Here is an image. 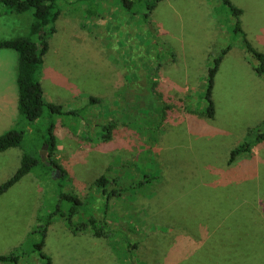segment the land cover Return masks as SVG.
<instances>
[{
	"label": "rangeland",
	"instance_id": "obj_1",
	"mask_svg": "<svg viewBox=\"0 0 264 264\" xmlns=\"http://www.w3.org/2000/svg\"><path fill=\"white\" fill-rule=\"evenodd\" d=\"M229 1L264 53V0ZM56 5L39 74L48 72L47 85L70 79L69 89L61 81L52 91L75 114L45 122L55 136L50 157L67 173L51 171L53 181L38 165L0 195V254L22 251L0 264H264V74L254 71L235 17L220 0H160L146 16L143 0L129 12L119 0ZM30 21L18 13L11 35L27 34ZM218 55L208 117L203 89ZM89 96L101 102L88 105ZM21 120L20 148L38 153L37 134ZM239 146L247 150L228 163ZM2 171L0 184L15 172ZM100 175L108 197L94 183ZM58 185L82 202L74 221L93 216L109 234L73 233L52 216L41 246L47 263L33 245L40 232L27 234L53 211Z\"/></svg>",
	"mask_w": 264,
	"mask_h": 264
},
{
	"label": "trees",
	"instance_id": "obj_2",
	"mask_svg": "<svg viewBox=\"0 0 264 264\" xmlns=\"http://www.w3.org/2000/svg\"><path fill=\"white\" fill-rule=\"evenodd\" d=\"M83 1V0H82ZM85 1V0H84ZM122 4V8L129 12L135 0H119ZM160 0H143L145 5V16ZM226 9L235 17L234 30L240 33V36L245 44V49L256 60L254 71L258 74H264V53L257 50L246 39L245 33L242 31L238 15L240 9L231 4L229 0H220ZM0 7L17 13L28 12L31 16V21L28 25V33L25 35H18L11 38L0 39V48H11L16 51L18 56L17 69H16V83L18 88L17 105L19 113L24 118L26 124L30 127L33 133L37 134L40 141V146L44 143L47 144V155L45 163L41 160L39 154H27L23 152L20 160L19 167L15 172L4 182L0 184V194L4 193L9 187L21 179L25 174L38 165H41L43 173L48 175V178L55 180L50 173L54 167L59 169V177L62 178L66 174L64 170L55 160L51 158V152L55 147V136L53 134V123L49 122L45 125L46 119L55 114H71L74 115L76 111L68 110L63 111L60 105L49 103L45 100L41 83L39 81V71L43 63V57L48 49L49 38L56 33L55 21L59 15V9L56 5V0H0ZM85 9V8H84ZM88 10L87 12H91ZM131 13V12H130ZM228 48L225 49L224 53ZM223 54V52H222ZM222 55H218L212 61L207 71V77L205 82V88L203 89L204 98L207 102L206 115L208 117L213 116V102L211 100V90L213 86V77L217 71L218 64ZM101 97L89 96L87 98L88 105L99 104ZM104 136L103 141L110 138L108 132L109 126H103ZM23 130L18 128H11L0 135V152L9 148L19 146L22 140ZM258 141L264 139V126L263 131L257 134ZM243 150H247V147L241 146L231 150L228 163L232 162L236 155ZM49 174L51 176H49ZM149 177L145 174V181L147 182ZM107 178L100 175L95 184L102 188V192H105V186L107 184ZM107 197L108 195L104 193ZM57 203L51 213L46 215V221L44 224H37L36 229L30 231L27 235L34 231L40 232V240L38 243L33 244L38 250L41 258H44L49 263V257L45 256L41 251L43 244V238L46 234L47 225L49 224V218L52 216H58L65 219L69 229L73 233L83 232L90 233L94 237H103L108 235L109 231L101 225L93 216L86 217L82 220H73V217L80 213L81 200L77 196L67 194L61 191V185L57 186ZM62 201H69L71 206L66 210L62 209ZM108 207V199L104 201L103 210ZM103 211V212H104ZM40 217L36 216V220L39 222ZM21 248L13 250L7 255L0 254V262L3 261H16L17 257L22 253Z\"/></svg>",
	"mask_w": 264,
	"mask_h": 264
},
{
	"label": "crops",
	"instance_id": "obj_3",
	"mask_svg": "<svg viewBox=\"0 0 264 264\" xmlns=\"http://www.w3.org/2000/svg\"><path fill=\"white\" fill-rule=\"evenodd\" d=\"M1 11L2 12L0 14V18L5 16L7 19L3 20L4 21L3 23H0V34L1 36H3V38L0 39L18 36V35H11V32L16 31L17 29L18 13L14 11L7 12L6 10H1ZM14 51L15 50L11 48H0V135L11 128H18V123L22 121L21 114L19 113L18 105H17L18 88L16 83V69H17L18 56L17 54H15L16 51L15 52ZM49 76L50 75L46 70L43 71V75L41 74L40 76L39 74V81L41 83L44 98L49 103H55L60 105L61 100L52 91L53 84L56 86H60L61 83L58 82L65 81L63 87L69 89L70 79L55 76L54 83L53 81H51L50 84L47 85L46 83H44V81ZM84 82L85 81H80L79 78L76 81L77 85L79 83H84ZM46 91L49 93L50 96H52L51 98L47 96ZM68 101L69 100L67 99V102ZM26 128L27 130H30V127L27 124H26ZM22 154H23V150L20 148V146L9 147L0 152V160H1L0 162L2 164L0 166V170H3L2 172L5 173L4 177L11 175V172H14L19 167ZM4 165H6V167H4L3 169ZM13 185L11 187H13Z\"/></svg>",
	"mask_w": 264,
	"mask_h": 264
},
{
	"label": "water",
	"instance_id": "obj_4",
	"mask_svg": "<svg viewBox=\"0 0 264 264\" xmlns=\"http://www.w3.org/2000/svg\"><path fill=\"white\" fill-rule=\"evenodd\" d=\"M46 149H47V144H46V143L42 144V146H41V148H40L38 154H39L41 160H43V161H45L46 163H48V161H46V155H45V153H46ZM53 171H55L56 173L59 174V169H58V168L54 167V168H53Z\"/></svg>",
	"mask_w": 264,
	"mask_h": 264
},
{
	"label": "flooded vegetation",
	"instance_id": "obj_5",
	"mask_svg": "<svg viewBox=\"0 0 264 264\" xmlns=\"http://www.w3.org/2000/svg\"><path fill=\"white\" fill-rule=\"evenodd\" d=\"M53 171V170H52Z\"/></svg>",
	"mask_w": 264,
	"mask_h": 264
}]
</instances>
